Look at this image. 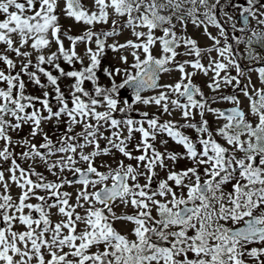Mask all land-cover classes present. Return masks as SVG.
Masks as SVG:
<instances>
[{"label": "snow or ice", "instance_id": "6c2138e0", "mask_svg": "<svg viewBox=\"0 0 264 264\" xmlns=\"http://www.w3.org/2000/svg\"><path fill=\"white\" fill-rule=\"evenodd\" d=\"M227 7L239 9L245 25L255 19L264 26L262 0H92L91 8L81 0H64L62 9L60 0H0V264H264V210L254 215L264 206V86L257 88L246 76L255 72L264 85V56L253 47L264 48V32L253 31L247 41L231 37L237 45L247 44L250 63L243 67L221 18L227 17L234 32L245 29L236 28ZM61 14L86 25L83 34L62 31ZM188 20L203 26L210 47L177 35L176 22ZM98 25L107 27L97 31ZM124 30L134 39L120 43L115 38ZM80 44L83 56L77 52ZM106 49L117 54L120 65L103 68L110 87H102L97 75ZM205 55L207 65L201 62ZM181 56L191 59L181 61ZM174 71L179 73L175 83L158 82L161 73ZM197 72L212 73L211 95L193 83ZM61 79L72 81L67 96ZM85 82L92 84L91 91ZM29 85L42 94H28ZM126 85L134 100L121 106ZM227 88L232 92L224 94ZM146 89L158 91L145 97ZM241 95L249 101L248 112L240 107ZM221 102L234 106L226 111L212 106ZM133 104L156 112H140L136 119L129 115L138 111ZM176 113L183 123L162 119ZM209 114L224 123L213 130ZM44 125L59 133L55 141ZM25 127L27 135L21 136ZM181 129L193 130L196 139ZM137 133L139 140L130 147ZM165 135L184 151H160L155 142ZM37 137L39 144L33 142ZM167 143L160 140L162 146ZM116 152L124 159H115ZM52 156L57 159L50 161ZM102 157H112L111 163ZM37 160L55 180L35 170ZM180 160L190 166L176 171ZM18 161L32 163L24 168ZM157 169L166 176L155 182ZM13 185L20 190L15 200ZM74 185L79 186L74 196L63 190ZM117 200L133 213L117 215ZM53 208L60 217L55 223ZM117 221L131 223L135 239L120 234L113 226ZM240 221L244 227L228 226ZM80 224L84 229L78 232Z\"/></svg>", "mask_w": 264, "mask_h": 264}, {"label": "rangeland", "instance_id": "374dc122", "mask_svg": "<svg viewBox=\"0 0 264 264\" xmlns=\"http://www.w3.org/2000/svg\"><path fill=\"white\" fill-rule=\"evenodd\" d=\"M81 2L88 8H91L92 6V0H81ZM212 2H214V0H209V3L211 4ZM234 2H236V0H234ZM262 2H264V0H262ZM239 3L243 4L244 0H239ZM63 4H64V0H60V6L61 9L63 8ZM201 11H203V9H201ZM225 11L228 13L229 16H231L233 18V20L236 22V28L240 29V28H244L245 30L243 32L240 31H233L232 27H231V22H225L227 20V17H222L221 18V22L224 23V27L227 30V32H229L233 37H241L243 39V41H247V39L249 37L252 36L253 31L256 32H264V26L262 25H258L257 21L255 19H250V22L247 26H243L241 23H238L236 21V16L239 13V9H233L231 7H227L225 8ZM3 17H0V19H2ZM60 23L62 25V31L67 30L68 28H71V35H81L83 34L84 30L86 29V25H84L83 23H75L73 20L66 18L63 14H61L60 16ZM101 27H107L104 25H98L96 30L99 31V29ZM138 30H143V29H138ZM176 32L177 35L180 36H187L190 37L192 39H195L198 42V45L201 48H206L209 46V44L212 43V41L208 38L207 35L204 34V28L203 26L197 27L196 25H194L191 20H188V22L185 25H181L179 22H176ZM208 31L213 35V36H218V29H216L215 27L209 26ZM156 35H162L161 32L157 31ZM120 38V39H119ZM14 39L18 40V37L14 36ZM116 40H118L120 43H124L126 40L128 39H134V37H132L130 30H124L123 33L115 38ZM235 40V39H234ZM221 41L223 42V39L221 38ZM113 42V39L110 38L107 43L111 44ZM236 42V41H235ZM65 46L68 47V41L65 39ZM93 47H95V45H93ZM255 51L257 53H259L261 56H264V48H261L258 44L257 45H253ZM234 48L237 52H239L241 54V58H240V63L243 67L247 68L249 66V61L246 59V53H247V44L246 43H240L239 45H237L236 43L234 44ZM0 50H2V46H0ZM52 51H55V45H53ZM84 50H85V45L80 44L77 47V52L83 56L84 55ZM179 51H183V48L179 49ZM159 54V45L156 46V48L154 49V55H158ZM217 54L215 52L212 53V56L215 57ZM186 58H191V57H187V56H181L179 57V59L181 61H183ZM129 59H131V57H129ZM203 64L207 65L208 64V58L207 55L204 56L203 60L201 61ZM85 65L88 63L87 59H85L84 61ZM252 66H256L255 62H251ZM61 66L65 68L66 71L72 70L67 64L63 63V61H61ZM113 66H120L118 64V59H117V54H115L111 49H106L105 55L102 59V64H101V70L97 72V75L99 77V84L102 87H110L111 83L108 80V78L104 75L103 73V68L107 67V68H112ZM0 67H2V65H0ZM75 67L77 69H79L81 67V65L79 63H77L75 65ZM188 71H193L191 68L188 69ZM54 75L57 73H53ZM232 75H235V70H232ZM212 73L210 72L208 74V76L203 75V73L201 72H197V74L192 78L193 83L200 86V88L204 91L205 95H211L212 93L210 92V90L207 88V84L210 82V77H211ZM223 75V73H222ZM250 75L253 84L256 85L257 88H260L264 85H261V83L259 82L258 79V75L255 72L252 73H247L246 72V76ZM179 79V73L178 72H171V73H162V77H161V82L160 84H171V83H175L177 80ZM46 82V81H45ZM116 82L120 83L122 82V77H117L116 78ZM72 83V81L68 80V79H61L60 81V86L62 88V90L65 92V95H68V88L69 85ZM245 83H247V80L245 79ZM3 86V85H0ZM92 84L90 82H85V88L89 91L92 90ZM28 94L31 95H41L42 91L33 86V85H29L28 86ZM158 90H151L148 91L144 94H142L143 96L147 97V96H152L155 95L156 92ZM224 94H229L232 92L231 88H227V89H223ZM240 101H241V105L240 107L245 111L248 112L249 109V101L247 100V98L243 97L242 95L239 97ZM127 100L129 103H132L134 100V94H128L127 91L123 88L120 90V95H119V101L121 106H123L124 101ZM215 108H219L220 110H222L223 108L226 107H230L233 106L231 103L228 102H221V103H217L212 105ZM134 109H138V111H133L131 112L129 115H131L132 117L136 118V119H140V112H144L147 111L149 112V114H153L156 112L155 107L153 106H148V105H142V104H133ZM103 110V109H100ZM117 116V118H120L121 116H123L122 113H116L115 114ZM120 115V116H119ZM250 120H253L254 118L251 117V115H249L248 117ZM162 119H173L176 120L180 123H183L184 121L181 119V117L179 116L178 113L174 114L172 117H168V116H164L162 117ZM207 119L209 120V123L212 127L213 130H215L219 125H222L224 123L223 119L216 121L215 117L211 114H209L207 116ZM44 130L48 133V135L53 139V141H55L59 135L58 132H56V130L54 128H52L50 125H44ZM63 130V125H61V131ZM81 128L79 126H77L76 131H80ZM181 131H183L186 135H189L190 137H192L193 140L196 139L197 134L190 129H181ZM28 132V128L25 127L24 131L22 133H20L21 136L27 135ZM107 134V133H106ZM11 135L13 136V139H17L18 137L16 136L15 133H11ZM162 139H166L168 141V143L166 145H161L160 144V140ZM139 140V134H135V139L131 142L130 147L132 145H134L136 142H138ZM34 143L39 144L42 142V138L41 137H37L34 141ZM156 143V147L160 150V151H164L165 148H167L168 151H175L177 153H182L184 151V149L182 148V146L175 144L170 138H168L166 135L165 136H160L157 138ZM105 144L104 141H101V146L103 147ZM0 146H2V142H0ZM197 147L199 148V145H197ZM91 149H85V151H90ZM20 149H17V152H19ZM115 151V150H113ZM134 154H139V153H134ZM55 158H57L56 156H52L49 159L51 161L56 160ZM101 159L104 160H108L110 163L112 161V157H102ZM115 159L120 160V159H124L118 152H116L115 155ZM19 163H21V166L24 168H27L29 166V163H32L31 161H18ZM130 161H127L125 159V163H129ZM131 163H135L134 161H131ZM166 163L169 164L170 167H172V162L171 161H166ZM97 164H99V160H97ZM80 167H84L83 164L79 165ZM113 167H115V164H112ZM190 166L188 164V162L186 160H180L177 161V163L174 166V170L179 171L185 167ZM5 168L8 167V165L4 166ZM35 170L37 172H41L44 174V176L49 180H55L56 177L51 175L50 173H48L45 169V166L43 163L39 162L38 160L35 162L34 164ZM100 171H106L105 168L101 167L99 168ZM158 171V175L157 177H155V182H158L160 179L165 178L166 173L164 170L162 169H157ZM7 175V174H6ZM64 175L69 178V179H73L72 175L70 172H65ZM201 177H202V181L204 179L203 175H202V170H201ZM91 179H97V177L95 176H91ZM33 179H35V177H33ZM141 183H144V180L141 179L140 181ZM106 183H108L109 185L111 184V180L107 181ZM156 186V183L153 184V187ZM79 186L78 185H74V186H65V188L63 189L64 191H68V192H72L73 196L75 195V192L77 190ZM2 190V189H0ZM227 190H230L227 189ZM10 194L13 196V199H17L19 194H20V190L13 185L10 189ZM41 195H46V193L41 192ZM31 203H37L36 200H31L29 201ZM74 202V201H73ZM97 207H101L100 205H97ZM261 210H264V206H261V209H257L254 212V215H259ZM56 209L53 208L51 210L52 212V216L51 219L52 221L55 223L57 221L60 220V217L56 214ZM78 211L83 214V209H78ZM113 211L117 214V215H121V214H132L133 213V209L131 207L125 208L122 204L119 203V201L117 200L114 204H113ZM155 215V213H153ZM247 219V218H246ZM243 224V221H240L236 224H229L228 226L230 227H237L239 225ZM113 226L115 227V229L122 235L127 236V238L129 240H133L135 239V237L131 234V229L133 227V225L131 223H126V222H120L117 221L113 224ZM84 229V225L80 224L78 226L77 231H82ZM191 234V233H190ZM251 246H258V245H251ZM96 249L93 248L92 251H95Z\"/></svg>", "mask_w": 264, "mask_h": 264}, {"label": "water", "instance_id": "95a60500", "mask_svg": "<svg viewBox=\"0 0 264 264\" xmlns=\"http://www.w3.org/2000/svg\"><path fill=\"white\" fill-rule=\"evenodd\" d=\"M158 82H159V81H158ZM127 89H129L131 92H133V89H132V87H131L130 85H127ZM146 90H148V89H146ZM146 90H145V91H146ZM145 91H144V92H145ZM225 111H226V110H225ZM244 226H245V225H243V226H241V227H244ZM238 228H240V227H238Z\"/></svg>", "mask_w": 264, "mask_h": 264}, {"label": "bare ground", "instance_id": "6f19581e", "mask_svg": "<svg viewBox=\"0 0 264 264\" xmlns=\"http://www.w3.org/2000/svg\"><path fill=\"white\" fill-rule=\"evenodd\" d=\"M120 39V38H119Z\"/></svg>", "mask_w": 264, "mask_h": 264}]
</instances>
